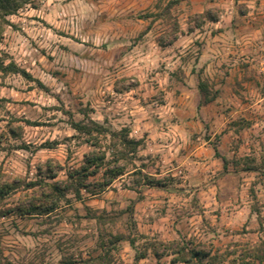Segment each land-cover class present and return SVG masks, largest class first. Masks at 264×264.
<instances>
[{"label":"rangeland","instance_id":"1","mask_svg":"<svg viewBox=\"0 0 264 264\" xmlns=\"http://www.w3.org/2000/svg\"><path fill=\"white\" fill-rule=\"evenodd\" d=\"M104 2L106 6L98 18L97 28L107 27L110 18L115 19L116 15H127L121 0H104ZM180 2L181 0H169L165 12L169 13V9ZM44 3L49 4V7L54 3H61L62 6L76 3L83 17L80 25L84 30L88 25L95 23L88 17L91 15L89 6L95 5L97 0H44ZM160 3H163V0H158L157 7ZM256 3L258 4L259 0H256ZM40 11V0H33L32 4L24 5L14 14L7 16V24L3 26L0 39V65L2 66L0 69V154H3L0 155V177L19 182V187L0 201V264H67L98 255L104 250L110 253L112 264H176L172 263V260L165 261V253L160 251H158L159 258H156L154 250H157L158 245L137 244V240L131 233L135 230L139 234L143 226L139 227L138 223L148 224L150 219V222L157 223L165 209L170 208L171 212H179L186 204L201 207L206 214L205 218L211 217L209 221L211 225L215 226L225 221V228L240 234L237 240L230 243L242 242L253 246L264 241V237L257 235V233H264V224L257 225V216L252 214L264 208L262 203L264 202V168L260 169L258 164L252 165L246 159L242 166L237 167L236 172H216L214 180L217 183L213 184L215 188L206 194L204 191H199L191 195L185 187L187 182L176 177V189L172 190L176 193V203L169 207L165 204V208L146 206L152 211L150 218H147V221L136 219L135 206L137 201L143 199L137 188L131 189L138 193L134 196L135 200H132L128 192L124 191L130 190L127 184L118 182L115 188L112 184L109 186L103 184L110 178L109 172L114 169L112 162L116 156L120 155L119 153L124 155L118 161V166L125 170L124 176L144 178L143 181L132 180L133 187L143 184L158 188L157 186L163 181L173 179L170 176H146L142 171H130L127 167V164L135 159L151 158L140 156L141 146L147 147L145 135L150 132L149 125L147 127L142 125L143 131L139 132V139L134 135L138 133L139 126L148 119L143 111L145 105L141 102L138 105L139 110L134 113L129 112L125 107L123 112L128 114V118L135 116L139 123L137 124V120L133 119L135 126L117 128L102 113L101 120L92 119V115L98 110L83 99L76 102V98L73 97L71 104L62 102V112L56 105L49 103L53 96L59 99V94L55 91L58 85L73 74H83L85 69L81 66L69 71V66L77 63L73 57L79 54L73 51V42L78 41V36L68 30L70 26L60 23L61 19L68 17L54 16L57 10L38 15ZM200 15L216 19L210 20L212 23L219 21V15L211 8ZM150 16L151 13H148L145 8V15L139 16L138 19L144 20ZM126 27L141 29L139 24L129 23ZM179 27L177 21L175 25L177 31ZM194 28H199L202 33L203 22L198 21ZM192 30H187L188 35H191ZM176 42L177 38L174 37L171 46L175 47ZM194 44L198 49V57L203 50L204 41L197 40ZM167 45L168 42L161 37L158 44L160 51H167ZM92 46L103 47L98 38L93 40ZM121 58L123 59V56ZM127 59L135 63L130 55ZM185 62H188L189 70L192 67L189 58L185 57L181 61V63ZM169 63L171 60L165 58L162 67L166 68ZM187 71L173 65L171 72L165 75L162 81L156 83V88L161 89V92L146 98L148 103L159 99L158 121L169 114L173 107L172 102L176 98L192 99L187 93L179 90L173 93L169 88L170 78L175 83L181 84L182 78L185 77L184 72ZM123 79L125 81L130 79L135 88L141 87V78L131 71L127 72ZM200 82L204 83L202 80ZM111 91L120 94L117 88ZM129 93L131 101L135 102V91L129 89ZM69 95L72 96V93ZM143 99L145 98L142 97L141 101ZM107 100H111V96L106 98V103ZM37 107L40 111H36ZM62 116L68 117L67 121H62ZM123 118V115L118 114L113 117V120ZM90 121L107 131L102 134L92 131V136L89 137L74 130L72 126L74 123H80L91 128ZM62 122L68 124V128L63 131L56 127V124ZM105 125L108 126L105 127ZM124 130L127 131L128 139L138 142L139 145H122L121 136ZM92 138L97 140L95 147L91 146ZM103 142H108V146L114 149L111 159L104 149ZM217 142L216 135L213 143ZM69 144L70 147H65ZM95 149L105 153V160L103 166L94 175L83 176L82 183L88 187L87 189L81 188L79 194L72 190L68 191L65 199L59 200L55 210L47 215L35 213L21 216L17 212L16 208L20 204H26L30 197L40 196L39 185L42 183L57 181L77 183L78 176L83 173L78 175L75 172L82 166L84 155ZM156 159L159 160V156ZM122 160L127 163L121 164ZM146 167L145 164H139L140 169ZM70 174L73 175L72 179L69 177ZM120 177L115 180L120 181ZM223 177L225 180L222 181ZM148 182L152 183L148 184ZM217 185L223 187L225 192L223 198ZM87 191L98 192V194L92 195ZM236 193L241 194L237 201L239 209L234 208L231 200ZM161 223L162 221H159L162 226ZM115 238L118 239L116 242ZM139 238L142 240L143 234H139ZM162 243L163 241L160 242L161 245ZM212 247L217 248L215 244ZM217 250L221 251L220 248ZM225 250L232 252L231 247ZM140 254L144 256L137 260L136 255Z\"/></svg>","mask_w":264,"mask_h":264},{"label":"clouds","instance_id":"2","mask_svg":"<svg viewBox=\"0 0 264 264\" xmlns=\"http://www.w3.org/2000/svg\"><path fill=\"white\" fill-rule=\"evenodd\" d=\"M125 13L127 15H116L115 19L110 18L107 27L97 28L101 12L105 9L104 0H97L95 5L89 6L91 15L88 19L95 23L87 26L84 30L80 25L83 18L80 14L79 5L76 3L61 5L49 4L40 0L41 11L38 15H44L52 10L54 16L58 15L61 19V25L70 26L68 30L73 31L78 36V41L73 42V51L79 55L73 57L77 61L69 66L71 72L74 68L84 66L83 74H73L65 79L62 84L55 89L59 94V99L55 96L50 101L62 112V102L71 104L73 97L76 102L80 99L90 102L98 111L92 115V119L101 120V113L117 128L125 126L133 127V119L128 118V114L123 112L127 107L129 112H136L138 105L142 102L145 107L144 114L147 116L146 123L151 128L153 134L162 132L164 135L153 143L151 139L147 141V147L141 146L140 156L151 157L150 159H135L127 164L130 171H142L146 176H155L159 169V176L174 175L178 179H183L187 183L191 195H195L204 188L216 184L214 174L218 171L212 166L211 157L214 154L212 149L214 144L208 143L206 151L210 153L209 160L204 162L188 161L181 165L185 153L178 152L183 149L186 143L191 141L192 137L196 141L203 143L207 136H215L218 131L228 123L231 114L225 115L228 101L225 99V93L235 87L236 78L240 75L238 67L244 61L257 63L264 61V3L257 6L256 0H181L178 5L172 6L169 13L165 12L169 0H163V3L157 7L158 0H121ZM145 8L151 13L150 18L140 20L139 16L145 15ZM213 9L219 15V27L223 31L224 40L216 43L208 39V35L217 25L212 23L204 13L207 9ZM179 22V30L175 25ZM203 22L204 28L201 33L199 28H194L197 22ZM139 24L140 30L126 27L127 24ZM193 29L191 35L187 30ZM168 42L167 51H160L158 44L160 38ZM177 38L175 47L171 46L173 38ZM99 39L103 47H93V40ZM62 39V37H60ZM207 39L209 47L205 51L200 64H196L198 49L194 42L197 40L205 41ZM82 41V42H80ZM132 56L135 63L128 61L127 57ZM123 56V59L121 58ZM84 57V59H79ZM189 58L191 66L195 68L203 67L207 63L204 73L197 77L188 75L183 77V83L177 84L170 78L169 88L171 92L177 90L187 93L192 99L186 103L181 98L173 101V107L168 115L158 121L160 115L159 99L148 103L147 97L158 95L161 89L156 88L157 81H162L165 75L171 72L173 65L188 70V62L181 63L184 58ZM165 58L171 60L167 67H162ZM157 61H159L157 63ZM221 65H225L221 68ZM133 72L138 75L142 84L140 88H135L132 81L124 80L127 72ZM204 81L207 90H200L198 84ZM113 88L120 90V94L112 92ZM129 89L136 93V101H131ZM217 92L220 93L217 97ZM72 93V96L69 95ZM111 96V100L106 98ZM143 101H141V98ZM200 106L211 104V111H198L197 103ZM36 111H40L39 107ZM123 115V119L113 120L116 115ZM62 121H67L68 117L62 116ZM82 119V117H81ZM108 125H105L107 127ZM57 128L63 131L68 128L67 123L56 124ZM165 129H168L165 132ZM178 129L179 133L173 137L171 130ZM143 131V126H139L138 133H134L137 139L140 138L139 132ZM259 131V129L257 130ZM233 141H238V136H233ZM264 140V136L261 137ZM76 143V142H73ZM104 143V149L109 158H112L114 149ZM71 145H65L70 147ZM249 157H257L256 164L264 163L260 156H264V145L260 141L251 144L250 147L234 144L233 151L226 153L223 148L220 149L221 158L227 157L229 160V170L236 172V161L244 154ZM259 154V155H258ZM3 155V154H0ZM160 156L162 159L157 160ZM175 160L176 164L172 161ZM127 162L122 160L121 164ZM139 164L147 165L140 169ZM135 165V167L133 166ZM200 175H197V172ZM143 177H127L120 181L121 184H127L129 189L133 188L132 180H141ZM221 198L225 195L223 187L217 185ZM124 191H128L127 189ZM129 195H138L135 191H129ZM187 194V193H186ZM240 193L231 197L234 208L239 209L237 201ZM126 203V202H125ZM162 203V202H161ZM264 203V202H262ZM123 206V205H121ZM211 211V209H209ZM257 216V225L264 224V208L258 212H253ZM206 214L199 206L186 204L182 206L181 211L171 212L167 221L161 226L157 221L155 231L145 230L144 238L141 240L139 234L133 230L132 237L137 240V244L152 243L158 245L157 251L165 253V261L175 260L176 264H185L188 252L199 246L206 252H209L203 264H222L223 257L218 254L217 248L221 251L231 247L232 253L227 257L230 264H264V248H250L242 242L230 243L237 240L240 234L224 227L225 221H221L213 226L209 223L211 217L205 218ZM163 231L164 235H158ZM259 237H264V233H257ZM163 241L162 245L160 242ZM223 241V244H221ZM217 248H213L212 245ZM151 252V249L149 250Z\"/></svg>","mask_w":264,"mask_h":264},{"label":"crops","instance_id":"3","mask_svg":"<svg viewBox=\"0 0 264 264\" xmlns=\"http://www.w3.org/2000/svg\"><path fill=\"white\" fill-rule=\"evenodd\" d=\"M262 3H264V0H259L257 6ZM213 23H215L217 27L209 33L208 39L219 43L220 41L224 40L223 31L218 26L219 21ZM208 47L209 44L206 39L203 44V50L195 61L196 64L201 63V59L204 57L205 51ZM220 67L224 68L225 65H221ZM206 68L207 63H205L204 66L200 68L190 67V69L184 73L185 76L195 75L198 77L204 73ZM238 72L240 73V75L236 78L235 87L224 94L225 99L228 101L226 112L224 114H231V118L229 119L228 123L218 131V134H216L218 136V142L216 144L213 143L216 135L214 137L211 135L207 136L206 140L203 143L196 141V138L192 137L191 141L189 143H186L183 149L178 150V152L185 153L183 160L180 161L181 165L187 163L188 161H208L210 153L206 151V147L208 143H212L214 144V148L212 149V152L214 154L212 155L210 161L212 163V166L218 169L217 172L223 171L228 173L230 172L229 160L227 159V157L221 158V148H223L226 153H230L233 151L235 143L250 147L251 144H255L257 141H260L261 145H264V140L261 139V137L264 136V61H261L259 63H257L256 61H253L252 63L244 61L239 65ZM216 95L217 97H219L220 93L217 92ZM181 99L184 100L185 103L188 101L184 98ZM194 102L198 105V111L204 112L212 110L211 104L200 106L199 102ZM141 125H146V127L148 126L146 122H143ZM258 129L259 131H257ZM167 131L168 129L165 130V132ZM171 132L173 137H176L179 133V130L172 129ZM162 135H164V133L162 132H156L155 134H153L152 130L150 129V132L145 135V142L147 144V141L151 139L153 143H156ZM179 135L182 136L183 134L179 133ZM233 136H238V141L234 142L232 139ZM256 158L257 157L255 156L249 157L245 153L235 163L237 167L242 166V163H244V159H246L252 165H255ZM260 158L264 160V156H260ZM159 160H161L162 162L160 156ZM172 163L176 164V161L173 160ZM258 166L260 167V169L264 168V163L259 164ZM197 175H200L199 171L197 172ZM155 176L163 177L159 176V171H157V174ZM169 176L173 179L163 181L161 185L157 186L158 188L149 187L143 184L133 187L137 188V191H139V194L143 197V199L137 201V204L135 206L134 215L136 216L137 220L147 221L146 219L150 218L149 216L152 215V211L147 209L148 206L150 208H153L154 206L165 208V204H167V206L169 207L172 204L176 203V193L172 192V190L176 189V176ZM232 177L234 178V176ZM125 178L126 177L124 175L121 176L120 181ZM223 180H225V177L222 178V181ZM120 181L119 179L114 180L112 186L115 188L116 186H118V182ZM213 188H215V186L212 185L211 187L204 188L203 191L206 194L207 192H211ZM129 191L134 190L130 189L127 192ZM129 197L132 200H135L134 196L130 195ZM169 211L170 208L165 209L163 216L159 219V221H162V225L167 221L169 217ZM150 221L151 219L149 220L148 224L140 222L138 223V226H143L145 230L155 231L157 229V223L153 220V222ZM139 234H143L144 236V232L141 231V229L139 230ZM158 235L163 236L164 232L161 231L158 233Z\"/></svg>","mask_w":264,"mask_h":264},{"label":"trees","instance_id":"4","mask_svg":"<svg viewBox=\"0 0 264 264\" xmlns=\"http://www.w3.org/2000/svg\"><path fill=\"white\" fill-rule=\"evenodd\" d=\"M33 0H0V39L2 35L3 26L7 24L6 17L14 14L18 9L22 8L24 5L32 4ZM210 20L214 21L216 19L210 18ZM2 66L0 65V69ZM198 88L200 90H207V86L205 83L200 82L198 84ZM91 128L86 125H82L80 123H74L72 126L74 130L86 134L87 136H92V131L97 134H102L106 132L107 130L102 128L100 125H98L95 122L90 121ZM113 135V133H112ZM115 137V134L113 135ZM91 146L97 145V140L95 138H92ZM121 143L122 145H132L137 146L139 145L138 142L132 141L128 139L127 131L124 130L123 134L121 136ZM119 156L115 157V160L112 162L114 164V169L110 170V178L107 179V181L103 184L105 186H109L112 184L113 180H115L117 177L123 176L125 174V170L123 167L118 166V161L123 158L124 155L122 153H119ZM122 156V157H121ZM105 160V153L98 151L97 149L87 153L84 155L83 164L80 167L79 171L75 172V174L83 173V175L78 176L77 183H69V182H61L57 181L54 183H42L40 186V196L36 197H30L26 204H20L16 210L19 212L21 216L24 215H32V214H42L47 215L50 214L52 211L55 210L59 200L65 199V195L68 191L72 190L76 192V194H79L80 189H84L85 187L82 183L83 176L86 175H94L99 168L103 166ZM91 170V171H90ZM108 170V169H107ZM106 170V171H107ZM70 179H72L73 175H69ZM151 184L152 182H148V184ZM19 187V182L16 180H8L3 179V177H0V201L3 200L8 194L15 191ZM88 187H86L87 189ZM89 194L95 195L98 194L94 191H87ZM118 239H114L116 242ZM114 243V242H113ZM113 243H111L113 245ZM131 243V242H130ZM133 244V243H131ZM249 246V245H247ZM250 248H264V241H261L258 244H255L253 246H249ZM103 248V245H102ZM218 254L223 257L222 264H230V262L227 260V257L231 255V251L225 250L223 252L217 250ZM210 255L209 252L204 251L203 249H200L199 246L192 248L188 254L187 259L185 260V264H203V260ZM143 254L136 255V259L143 258ZM154 256L156 258H159L158 251L154 250ZM112 257L110 256V253L107 250H104V252L99 253L95 256H90L87 259L79 260V261H72L67 264H112ZM172 263H176L175 260L171 261Z\"/></svg>","mask_w":264,"mask_h":264}]
</instances>
